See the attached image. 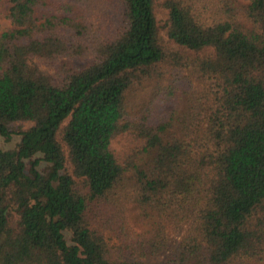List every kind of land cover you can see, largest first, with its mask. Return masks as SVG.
<instances>
[{
  "label": "trees",
  "instance_id": "1",
  "mask_svg": "<svg viewBox=\"0 0 264 264\" xmlns=\"http://www.w3.org/2000/svg\"><path fill=\"white\" fill-rule=\"evenodd\" d=\"M6 1L0 264H264V0Z\"/></svg>",
  "mask_w": 264,
  "mask_h": 264
},
{
  "label": "rangeland",
  "instance_id": "2",
  "mask_svg": "<svg viewBox=\"0 0 264 264\" xmlns=\"http://www.w3.org/2000/svg\"><path fill=\"white\" fill-rule=\"evenodd\" d=\"M8 7L9 4L6 0H0V12H1V16H0V31L4 30L8 27H10V23L8 21V19L5 17V14L8 11ZM156 16L157 19L160 21V23H163V21L166 19L167 17V12L163 9H159L156 12ZM158 107V111L160 113H162L163 111L169 109L171 107V104H157ZM17 124H21L23 127H28L31 123L30 122H20V123H15V125ZM20 141V136L17 134H13L11 135L10 139L5 140L3 136L0 135V148L2 149H13L17 146V144ZM127 145V137L126 136H118L113 140V147L117 150V151H122ZM37 157H41V154H36L33 158H37ZM26 165H28V160L25 159L24 160ZM48 166V163L45 161L40 160L37 168L42 171L44 169H46V167Z\"/></svg>",
  "mask_w": 264,
  "mask_h": 264
}]
</instances>
